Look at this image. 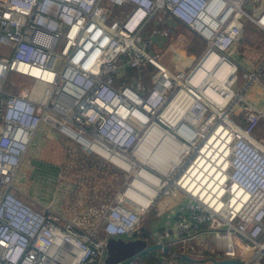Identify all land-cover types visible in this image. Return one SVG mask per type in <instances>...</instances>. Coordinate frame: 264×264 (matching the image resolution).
Wrapping results in <instances>:
<instances>
[{
	"label": "built area",
	"instance_id": "2783aa9c",
	"mask_svg": "<svg viewBox=\"0 0 264 264\" xmlns=\"http://www.w3.org/2000/svg\"><path fill=\"white\" fill-rule=\"evenodd\" d=\"M248 20L264 31V1L0 0V264H99L106 236H138L153 207L147 235L167 246L160 264L192 251L260 264L264 137L253 128L264 114L230 87V49ZM179 23L203 47L171 69L148 48ZM208 54L221 60L200 81ZM147 65V85L125 71ZM244 73L264 87V59ZM225 74L231 94L212 81ZM233 98L242 111L231 116ZM40 122L121 173L88 228L18 193L14 176Z\"/></svg>",
	"mask_w": 264,
	"mask_h": 264
},
{
	"label": "rangeland",
	"instance_id": "374dc122",
	"mask_svg": "<svg viewBox=\"0 0 264 264\" xmlns=\"http://www.w3.org/2000/svg\"><path fill=\"white\" fill-rule=\"evenodd\" d=\"M244 8L249 13L253 14V9L249 8L247 5H245ZM202 47L203 43L199 40L197 35L185 25L179 23L177 27H175V32L172 33L171 38L154 37L148 50L154 53L156 57L168 67L175 69L188 65L192 60L190 55L196 56L201 51ZM236 51L237 49H230V54H232L234 58H238L241 55ZM239 61V65L235 71L236 78H234L230 87L233 92L240 91L243 99L251 102L258 109H262V113L264 114V87L256 80H248L244 73V69L250 68L251 64H254L256 60L254 61L250 56H246ZM151 70L152 67L147 65L145 70L136 69L132 74L148 76V72ZM17 78L27 85L33 84L31 78L25 76H17ZM230 103L231 110L229 114L231 116L242 111L240 99L233 98ZM45 128L51 131L45 133ZM253 133L257 136L264 137V116L259 117L253 128ZM63 143L71 146L72 150L77 148L81 149L80 145L68 135L58 131L47 122H40L28 147L30 153V168L28 169V164L25 160H21L17 168V175L25 176L27 175L26 170H29L28 177L26 176L25 178L19 179L20 185L25 187L28 184V188L33 191L30 192L32 196L40 200L49 199L52 201L50 205L55 202L54 206L61 215L67 213L68 217L73 218L84 227L85 222L79 218L82 217H80V212L86 211L83 210V208L87 206L85 200L87 195L86 189L89 184H91L92 180L96 182L92 186H98L97 182L101 180V176L93 172L91 168L79 169L76 166H74L75 168L73 166L71 168H66L67 163H75V158L65 154ZM109 178L110 175H105V180ZM155 209L156 208L153 207L145 212L141 216L139 224L144 225V223L148 224L155 220V217H150L151 213L155 214ZM162 214L163 212L160 213L161 216ZM150 252L154 253V256H158V260L168 257V254L165 255L157 248L151 249ZM188 255L194 258L204 256L199 255L197 251H192ZM178 260L180 263L183 261L181 259L174 261L178 263ZM136 264H138V262H136ZM197 264L202 263L197 262Z\"/></svg>",
	"mask_w": 264,
	"mask_h": 264
},
{
	"label": "trees",
	"instance_id": "16d2710c",
	"mask_svg": "<svg viewBox=\"0 0 264 264\" xmlns=\"http://www.w3.org/2000/svg\"><path fill=\"white\" fill-rule=\"evenodd\" d=\"M119 9H117L118 11ZM184 25V24H183ZM150 66V65H149ZM137 68H128L126 69V73H134ZM146 69V67H145ZM144 69V70H145ZM140 79L144 84H148V76L147 75H141L139 74ZM124 78V77H122ZM64 145V152L69 157H74L75 163L71 164V162L66 164V168H71L72 166H76L79 169H85V168H91L93 172H95L97 175L101 176V180L97 182L96 187H93L96 182L95 180H92L91 184L86 189L87 195H86V202L87 206L83 208V210L80 212L79 219H82L83 222H85L86 228L91 226L94 222H96L102 213L106 203L108 202L112 192L117 187L118 183L121 179V173L118 172L115 168H113L108 162H106L101 157L90 153L85 152L79 148L72 150L71 146H68L66 143H63ZM62 165L64 166V163L62 162ZM75 168V167H74ZM110 175V178L108 180H105V175ZM102 182V184H101ZM91 196V197H90ZM149 213V212H148ZM147 213V214H148ZM150 217H155V219L158 217L156 214H152ZM161 221V218L159 219ZM82 226V225H81ZM83 227V226H82ZM141 231L137 233L136 235L143 237L147 243L152 242L150 237L147 235L148 233V224L144 223V225H141ZM98 234L101 236L103 235V231L99 230ZM149 251V252H148ZM150 250L145 251L144 253L140 254L136 257V260L138 264H160V260H158V256H154V253H151ZM165 255L168 253L162 252ZM209 254L206 252L204 255ZM157 259V260H155ZM175 260L181 259L183 261L178 260V264H197V262L192 261L191 259L183 258L181 256L176 255L174 257ZM260 264H264V256L260 260Z\"/></svg>",
	"mask_w": 264,
	"mask_h": 264
},
{
	"label": "water",
	"instance_id": "95a60500",
	"mask_svg": "<svg viewBox=\"0 0 264 264\" xmlns=\"http://www.w3.org/2000/svg\"><path fill=\"white\" fill-rule=\"evenodd\" d=\"M153 248L163 252L167 250L166 245L160 242L147 243L141 236L125 238L108 235L105 238V255L99 264H136L135 258L137 256ZM179 256L202 264H245L243 260L229 256L207 254L200 258H194L186 253H180Z\"/></svg>",
	"mask_w": 264,
	"mask_h": 264
},
{
	"label": "crops",
	"instance_id": "0c3cea01",
	"mask_svg": "<svg viewBox=\"0 0 264 264\" xmlns=\"http://www.w3.org/2000/svg\"><path fill=\"white\" fill-rule=\"evenodd\" d=\"M238 44H239V47H237V48L234 47V49H237L236 52H238L241 55L238 58H234L233 55L230 54L232 59L237 63V66L239 65V62H240L239 60H241L243 57H246V56H250L254 61L255 60L256 61L254 64H251L250 68L244 69V72L247 70H253L257 66H259L261 61L264 59V31L259 29L253 22H251L249 20L244 21L242 24V36H241ZM45 130H46V133L51 131L48 128H45ZM32 138H33V136H32ZM29 145H30V143H29ZM22 160L26 161V163L28 164V169H29L30 168L29 167L30 166L29 165L30 164V153L28 151V148H27L26 153H25ZM26 171H27V175L21 176V175H17V170H16V173L14 176V180H15L14 182H15V186L18 189V193L24 199L31 201L34 206L38 207L40 205H48L51 209L55 210L56 212H58L60 214V212L57 211L56 207L54 206L55 202H53V204H51L52 205L51 206L50 205V203L52 202L51 200H49V199L40 200V199L32 196L30 192H33V191L28 188V184L25 187L20 185L19 179H22V178H25L26 176L27 177L29 176V170H26ZM63 215L68 216L67 213L63 214ZM159 217H161V219H162L161 221H163L167 218H170V216L166 212H164L162 214V216L159 215Z\"/></svg>",
	"mask_w": 264,
	"mask_h": 264
},
{
	"label": "bare ground",
	"instance_id": "6f19581e",
	"mask_svg": "<svg viewBox=\"0 0 264 264\" xmlns=\"http://www.w3.org/2000/svg\"><path fill=\"white\" fill-rule=\"evenodd\" d=\"M216 10H214L215 13ZM221 57L213 54H208L202 61L199 63L200 65L197 68H203L202 73L204 74L203 77H201V80H204L207 78V80L211 79L210 76H208L213 69H215L216 66H219L218 63L220 62ZM224 66L223 63L220 64V67ZM231 68V66L229 67ZM226 74L222 77H216L217 80H212L213 83L217 86V88L225 91L227 94H231L232 90L225 82ZM211 81V80H210ZM59 125V123H57Z\"/></svg>",
	"mask_w": 264,
	"mask_h": 264
}]
</instances>
